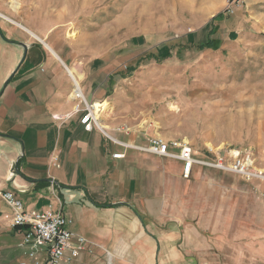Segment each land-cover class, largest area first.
Returning a JSON list of instances; mask_svg holds the SVG:
<instances>
[{
	"label": "rangeland",
	"instance_id": "rangeland-1",
	"mask_svg": "<svg viewBox=\"0 0 264 264\" xmlns=\"http://www.w3.org/2000/svg\"><path fill=\"white\" fill-rule=\"evenodd\" d=\"M0 9L44 37L59 59L82 75L80 81L86 62L112 64L111 97L102 102L85 98L103 104V123L125 121L134 132L184 139L196 151L250 155L264 168V0H242L232 14L225 13L226 0H0ZM219 14L215 46L197 49ZM5 24L12 23L0 18V25ZM18 30L51 56L37 39ZM211 189L218 191L208 195L209 204L199 211L203 222L211 223L210 209L216 205L236 223L263 222V197L246 181L234 190L227 183ZM200 217L189 227L174 228L166 203L160 220H145L144 242L117 264H171L175 246L189 250L186 231L193 228L196 246L215 252L216 227H199ZM239 230L244 229L235 228ZM224 241L229 244L226 237ZM16 243L1 235L0 264H17ZM74 264L108 261L96 248Z\"/></svg>",
	"mask_w": 264,
	"mask_h": 264
},
{
	"label": "crops",
	"instance_id": "crops-1",
	"mask_svg": "<svg viewBox=\"0 0 264 264\" xmlns=\"http://www.w3.org/2000/svg\"><path fill=\"white\" fill-rule=\"evenodd\" d=\"M10 25H0V195L12 191L30 213L49 208L62 211L71 220V230L94 244V252L101 249L108 264H117L144 242L145 220H160L166 203L172 227H189V222L201 216L197 225L216 227L218 234L217 250L211 252L196 246L194 228L187 229L185 242L189 250L180 251L175 246L170 251L171 264H195L198 259L200 264H264V229H256L264 228V219L259 224L255 219L236 223L226 219L224 208L217 205L210 209V224L203 222L200 215L204 205L209 204L208 195L218 191L211 186L227 183L234 190L244 180L199 165H194L189 177L183 178L180 163L113 142L111 138L131 146H144L156 137L134 132L125 121L101 120L105 134L96 128L86 131L80 122L82 113L73 110L80 102L70 97L72 79L87 100L107 101L114 77L112 64L86 62L82 68L84 79L80 81L82 75L68 68L70 62H62L47 43L50 49L39 41L45 42L44 37L33 31L51 56H44L19 27ZM5 40L27 46L22 62V47ZM191 148L198 160H216L211 150ZM122 153L124 158H112L113 154ZM246 184L264 201V182ZM10 218L11 210L0 197V243L2 234L16 240L18 264L26 250L17 247L22 232L10 227ZM240 226L244 230L236 232L235 228ZM225 237L229 243L226 246Z\"/></svg>",
	"mask_w": 264,
	"mask_h": 264
},
{
	"label": "built area",
	"instance_id": "built-area-1",
	"mask_svg": "<svg viewBox=\"0 0 264 264\" xmlns=\"http://www.w3.org/2000/svg\"><path fill=\"white\" fill-rule=\"evenodd\" d=\"M240 2L241 0H226L225 11L232 14ZM72 82L73 90L70 97L80 102L73 110L74 113H82L80 122L84 129L91 131L96 128L105 134L99 125L103 112L102 103L97 107L94 103H88L74 79ZM111 139L125 148L131 147L139 152L180 163L183 178H188L192 167L199 165L236 175L246 182H264V168L257 166L250 155H223L217 151L214 152L216 160L207 162L193 157L192 148L187 141L167 143L160 137H152L144 146H131ZM112 158L122 159L124 154H113ZM55 161L56 158L53 159V162ZM0 197L11 210L10 227L22 232V239L17 247L26 251L24 259L18 264H74L78 258L94 254L95 245L86 237L71 230V220L62 211H53L49 208L43 212L30 213L24 209L22 201L12 191H5Z\"/></svg>",
	"mask_w": 264,
	"mask_h": 264
},
{
	"label": "trees",
	"instance_id": "trees-1",
	"mask_svg": "<svg viewBox=\"0 0 264 264\" xmlns=\"http://www.w3.org/2000/svg\"><path fill=\"white\" fill-rule=\"evenodd\" d=\"M221 17H222V14H219V15H217L216 17H214L212 19V26H211L212 29H211V31L208 34V38H207L206 42H204L201 45H198L197 49H199V50L209 49V48H213L215 46V40H216V36L215 35H216V32L214 30H215L216 24H214V22L216 21V19L221 18ZM94 205H96V204H94ZM102 207H104V206H102Z\"/></svg>",
	"mask_w": 264,
	"mask_h": 264
},
{
	"label": "bare ground",
	"instance_id": "bare-ground-1",
	"mask_svg": "<svg viewBox=\"0 0 264 264\" xmlns=\"http://www.w3.org/2000/svg\"><path fill=\"white\" fill-rule=\"evenodd\" d=\"M0 18L1 19H3V20H5V21H8V22H10V23H12V24H14V25H16L17 27H19V28H21L22 30H24V31H26L32 38H34V39H37V40H39V38L34 34V33H32L31 31H29V30H27L24 26H22V25H20V24H18V23H15L13 20H11V19H9L8 17H6V16H4L3 14H0ZM42 44H44L46 47H49L47 44H46V42H44V41H42V40H39ZM49 49H50V47H49ZM54 52V51H53ZM96 105V107L98 106V104H95ZM103 106V104L101 105V107ZM102 110H103V112H104V109L102 108ZM102 112V113H103ZM99 125L103 128L104 126L101 124V120L99 119Z\"/></svg>",
	"mask_w": 264,
	"mask_h": 264
},
{
	"label": "water",
	"instance_id": "water-1",
	"mask_svg": "<svg viewBox=\"0 0 264 264\" xmlns=\"http://www.w3.org/2000/svg\"><path fill=\"white\" fill-rule=\"evenodd\" d=\"M0 35H1V33H0ZM5 42H7L9 44L18 45V46H21L22 47V49H23V56H22V59L20 61V62H22V60L24 59L25 54H26L27 46L25 44H23V43H19V42H16V41L5 40Z\"/></svg>",
	"mask_w": 264,
	"mask_h": 264
}]
</instances>
